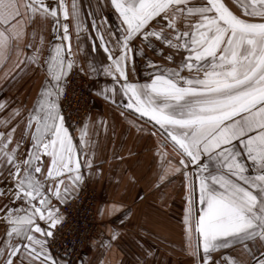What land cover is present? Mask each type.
Wrapping results in <instances>:
<instances>
[{"label":"snow or ice","instance_id":"snow-or-ice-1","mask_svg":"<svg viewBox=\"0 0 264 264\" xmlns=\"http://www.w3.org/2000/svg\"><path fill=\"white\" fill-rule=\"evenodd\" d=\"M96 7L114 11L117 29L100 11L90 13L95 35L88 40L93 51L102 52L103 60L79 66L71 48V29L75 27L77 41L85 31L78 0H72L70 7L66 0H28L23 13L16 0H0V18L13 17L9 27L16 29L11 35L0 32V68H4L0 83L8 85L0 87V124L7 127L23 117L29 136L37 124L59 128L67 137L65 159L54 161L41 152L35 137L27 156L39 154L40 164L45 159L49 166L56 164L58 172L52 179L69 178L67 183L58 179L55 190L43 193L37 177L30 202L17 209L26 214L15 229L6 228L0 236V264H70L67 252L53 251L68 220L64 209L102 175L95 163V145L86 139L89 114L79 118L83 127L68 126L64 114L65 97L76 75L89 79L97 96L114 106L138 142L145 148L151 145L154 164L167 157L160 151L167 148L161 138L187 157L174 173L183 185L180 223L185 264H264V100L238 107L242 98L264 91V0H97ZM101 76L103 87L97 82ZM37 78L30 105L9 94V89ZM99 124L107 131L105 120ZM22 144L18 141L17 149ZM138 198L143 199L142 193ZM102 204L103 211L98 205L96 216L105 231L87 238L88 251L79 256L78 264H103L102 257L89 253L121 239L114 225L130 221V209L117 214L110 202ZM228 213L241 225L238 229L202 235V221L212 216L219 222ZM13 232L25 242L13 244ZM138 246L147 259L155 257L151 246L143 242ZM134 259L145 264L144 258Z\"/></svg>","mask_w":264,"mask_h":264},{"label":"crops","instance_id":"crops-1","mask_svg":"<svg viewBox=\"0 0 264 264\" xmlns=\"http://www.w3.org/2000/svg\"><path fill=\"white\" fill-rule=\"evenodd\" d=\"M66 2L70 7L72 0H66ZM27 3L28 0H16L21 13L25 11ZM78 3L84 16L85 31L81 32L80 40L77 41L75 27L71 29L72 51L79 61V66H86L93 61L99 65L103 60L102 52L93 51L91 42L88 40V36L95 35L91 29L90 13L100 11L109 19V26L114 30L118 25L116 14L107 7L99 10L96 7L97 0H78ZM13 20V17L8 16L0 18V32L9 35L14 33L16 29L9 27ZM45 36L51 40L50 35L46 33ZM96 44L98 46V40ZM49 53H51V48H49ZM13 61L14 57L5 67H9ZM3 72L4 68H0V74ZM104 81L105 78L101 76L97 82L103 87ZM38 83V78L27 81L15 89H9V94L30 105ZM0 87L8 88V85L0 83ZM113 109L114 106H110L108 102H98L92 99L88 112L89 119L85 121L86 139L90 144L95 145L92 149L96 155L95 163L102 169V175L92 179L87 185L98 192L97 206L100 205L101 211H103L102 202L104 201L112 204L114 213L121 214L122 211L130 209L132 214L127 224L114 225L116 229H119L121 239L112 243L107 249L101 245L95 253H89V255L102 257L103 264H136L134 259L136 256L144 258L145 264H170L169 258L164 254L174 253L175 243L183 237L180 223L184 206L183 185L174 173L175 169L181 166L179 161L187 158L175 146L161 138L167 148L160 151L162 154L166 151L167 157L165 162L154 164L151 145L145 148L143 142H138L137 134L129 131L130 126L126 121L119 119L118 112ZM128 118L134 119L133 116ZM100 119L107 122V131L103 125L99 124ZM114 124L115 127H113ZM13 126L16 127L14 133L10 131ZM143 127L149 126L144 124ZM32 137L41 143L40 151L52 157L54 161H60L67 156V137L59 128L53 130L46 124H37L32 127L31 136H29L23 117L13 120L7 127L0 124V236L4 234L6 228L15 229L17 221L26 214L17 209L23 207L25 201L30 202L33 184L36 183L37 177H39V183L43 185V193H48L49 188L55 190L58 179H64L65 183L69 180L68 177L52 179L51 177L56 176L58 172V166L56 164L49 166L47 159L40 164L39 154H33L32 157L27 156V146L32 142ZM18 141H23L19 149L16 147ZM130 150L135 154L129 155ZM83 160L84 156L81 154L82 163ZM190 163L189 167H191ZM84 172L88 174L86 169ZM168 173H173V175ZM161 175L165 176L163 181L159 179ZM117 180L119 183L116 182ZM157 183L159 187L155 186ZM141 193L143 199L138 198ZM229 215H231L230 218ZM193 217L195 219V214H192ZM5 220L9 222L8 225H5ZM222 220L230 223L238 222L231 213ZM100 223L101 228L98 235L105 231L101 221ZM202 232L205 237L211 235ZM18 235L20 233L13 232L11 237L13 244L25 242L17 240ZM138 242H143L146 247L151 246L155 250V257L147 259L145 252L138 246ZM171 248L172 251H170ZM219 254L215 253V255ZM232 254L239 255L235 251H232Z\"/></svg>","mask_w":264,"mask_h":264},{"label":"built area","instance_id":"built-area-1","mask_svg":"<svg viewBox=\"0 0 264 264\" xmlns=\"http://www.w3.org/2000/svg\"><path fill=\"white\" fill-rule=\"evenodd\" d=\"M88 85L87 79H82L80 75L73 78L63 105L68 126L75 124L83 127L79 118L89 112L91 97L94 95ZM73 131L75 132L74 129ZM97 203V191L87 185L79 199L71 207L64 209L68 220L53 246V251L60 255L67 252L71 257L70 264H76L79 256L88 250L87 238L98 236L101 223L96 216Z\"/></svg>","mask_w":264,"mask_h":264},{"label":"water","instance_id":"water-1","mask_svg":"<svg viewBox=\"0 0 264 264\" xmlns=\"http://www.w3.org/2000/svg\"><path fill=\"white\" fill-rule=\"evenodd\" d=\"M177 57H178V62H179L181 57H180L179 54H177ZM262 100H264V91L253 93L251 95H248V96L242 98L238 102V107H240V108L252 107L253 105H255L256 103H258V102H260ZM175 147L179 151H181L177 146H175ZM181 152L185 156L184 152L183 151H181ZM228 214H230V213H228ZM228 214H224V218H226V216ZM230 217H231V215H229V218ZM235 220H236V218H235ZM240 226L241 225L238 222L230 223L227 220H225V221L224 220H222V221L220 220L219 222H213V217L210 216L208 220L201 222L199 230L201 231V233H203L202 231H204L205 233H208V234H216L217 235L219 233H224L226 231H231V229L236 230Z\"/></svg>","mask_w":264,"mask_h":264},{"label":"rangeland","instance_id":"rangeland-1","mask_svg":"<svg viewBox=\"0 0 264 264\" xmlns=\"http://www.w3.org/2000/svg\"><path fill=\"white\" fill-rule=\"evenodd\" d=\"M177 62H178V57H177ZM87 82L89 83L88 86H89L90 91L94 94L91 97L90 105H91L92 99H94V101L104 102L99 96H97V94L95 92V88L90 83L89 79H87ZM192 223H193V225H195L194 217L192 218ZM193 232L194 233L192 234L191 244H192V248L194 250L195 249V244H196L195 229H194ZM162 244H164V243L162 242ZM183 249H184V239H183V237H181V238H179L178 242L175 243V245H174V253L170 252L169 255L166 253V254H164V256H167L169 258V263L170 264H185V261L188 259V257L185 255V252L183 251ZM170 251H172V248L170 249Z\"/></svg>","mask_w":264,"mask_h":264},{"label":"flooded vegetation","instance_id":"flooded-vegetation-1","mask_svg":"<svg viewBox=\"0 0 264 264\" xmlns=\"http://www.w3.org/2000/svg\"><path fill=\"white\" fill-rule=\"evenodd\" d=\"M174 146V145H173ZM181 152V151H180ZM182 153V152H181Z\"/></svg>","mask_w":264,"mask_h":264}]
</instances>
